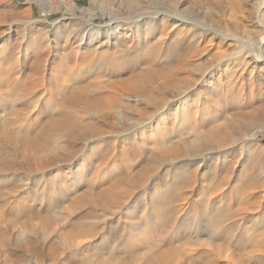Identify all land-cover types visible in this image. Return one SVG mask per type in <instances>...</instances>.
<instances>
[{
    "label": "rangeland",
    "instance_id": "rangeland-1",
    "mask_svg": "<svg viewBox=\"0 0 264 264\" xmlns=\"http://www.w3.org/2000/svg\"><path fill=\"white\" fill-rule=\"evenodd\" d=\"M263 48L264 0H0V264H264Z\"/></svg>",
    "mask_w": 264,
    "mask_h": 264
},
{
    "label": "bare ground",
    "instance_id": "bare-ground-1",
    "mask_svg": "<svg viewBox=\"0 0 264 264\" xmlns=\"http://www.w3.org/2000/svg\"><path fill=\"white\" fill-rule=\"evenodd\" d=\"M185 23V22H184ZM73 34V32H70V35H72ZM74 35V34H73ZM259 49V48H258ZM264 49V48H263ZM263 51V50H262ZM259 55V54H258ZM255 58V57H254ZM261 57L259 56V57H256V59L255 60H257V61H264L263 59H260ZM262 77L264 78V72H263V75H262Z\"/></svg>",
    "mask_w": 264,
    "mask_h": 264
}]
</instances>
